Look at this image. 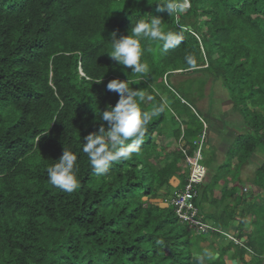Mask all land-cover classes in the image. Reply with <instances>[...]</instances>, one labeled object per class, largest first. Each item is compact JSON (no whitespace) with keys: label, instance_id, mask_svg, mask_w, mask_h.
I'll return each mask as SVG.
<instances>
[{"label":"trees","instance_id":"1","mask_svg":"<svg viewBox=\"0 0 264 264\" xmlns=\"http://www.w3.org/2000/svg\"><path fill=\"white\" fill-rule=\"evenodd\" d=\"M204 125L225 158L193 204L240 242L204 264H264V0H0V264H192L156 201Z\"/></svg>","mask_w":264,"mask_h":264},{"label":"rangeland","instance_id":"2","mask_svg":"<svg viewBox=\"0 0 264 264\" xmlns=\"http://www.w3.org/2000/svg\"><path fill=\"white\" fill-rule=\"evenodd\" d=\"M225 110H226L225 111L226 113H223L221 115V112L217 113L218 110L215 109L213 111V115H215V119L216 120L219 119V121H216L217 122L216 124H218V125L220 124L221 125L219 127V130H221L222 132H224V134L233 135L235 133H234V130L230 127V125L237 126L236 125L237 122L235 124L234 123L233 124H230V120H232V122H233V120L236 118L235 117L236 115L233 114L230 111L231 110L230 107L229 108L226 107ZM221 119L223 121H220ZM216 124H215V126H216ZM213 130H211V131H209L207 133V135H208L207 141L209 142V144H207L208 147L206 146L205 150L203 151V158H204L203 164L206 167V173H207V169L209 171V177L211 175H213V173L215 172L214 171L215 165L221 164L220 160H222V159L225 158V155L222 158V156H223V154L225 152V149H224V147H225V143L224 142L225 141L223 140V137L220 138L218 135H215L214 132H213ZM228 131H230V132L228 133ZM223 136H226V135H223ZM154 138L156 139V141H158V144L164 143V144L167 145L166 146L167 149L170 148L169 143L166 142V141H163L162 137H154ZM227 139H228V137L226 136L225 140H227ZM212 146H214L215 148H213ZM215 154H216V156H215ZM232 163H233V165H235V160H232ZM181 167L184 168L183 165ZM253 170H254V167L252 165L244 166L242 168V171H241V174H240V178L242 180H244L246 177L251 176L252 173H253ZM214 195L215 196H218L219 195V188L216 189V190H214ZM203 203H205V202H203ZM202 207L203 208L200 209L201 210L200 212L201 213H204V218H207V215H208L209 211L210 212L212 211L210 209L209 203H208L207 206H206V204H203ZM236 220H239V219H236ZM210 221L212 222V220H210ZM211 222H209V223H211ZM235 225H236V223L233 225L234 228H235ZM199 238H203V239L206 238V240L208 242L201 241L199 243V245H201L202 248L199 249V250H197L198 249V247H197V249H195V252H194L193 258H192V264H204V260L202 259V256H201V255H204V253L206 254V257H210V258H211V256H214V254H215V249H214V245L215 244L213 243L214 236H212V233L199 235ZM221 239L222 238H220L218 241L217 240L216 241L217 242H222Z\"/></svg>","mask_w":264,"mask_h":264},{"label":"built area","instance_id":"3","mask_svg":"<svg viewBox=\"0 0 264 264\" xmlns=\"http://www.w3.org/2000/svg\"><path fill=\"white\" fill-rule=\"evenodd\" d=\"M205 139V133H201L199 139L194 142L197 145V150L193 155H188L187 146H184L180 139V150L185 156V162L189 169V177L183 190L179 191L172 201L174 212L181 222H185L192 227H196L201 231H205L209 226L199 219L196 208L193 204V199L196 196L195 186L199 185L206 174V168L201 163V149ZM224 236L235 241L229 234L223 233Z\"/></svg>","mask_w":264,"mask_h":264},{"label":"clouds","instance_id":"4","mask_svg":"<svg viewBox=\"0 0 264 264\" xmlns=\"http://www.w3.org/2000/svg\"><path fill=\"white\" fill-rule=\"evenodd\" d=\"M201 121H202V119H201ZM205 133V139H204V141H203V144H202V149H201V155H202V161H201V163L203 162V151L205 150V146H203L204 145V142H205V140L208 138V135L206 134V126L204 125L203 126V130H202V132L201 133ZM206 135H207V137H206ZM199 139V138H198ZM182 140V139H181ZM197 141V140H196ZM195 142V141H194ZM194 142H193V144H194ZM196 145V144H195ZM180 148V147H179ZM188 149H189V146H187V153H188ZM197 150V145L195 146V150H194V152ZM194 152L192 153V154H188V155H193L194 154ZM182 153V152H181ZM183 154V153H182ZM184 156V155H183ZM184 163H183V166H184V168L185 167H187L188 168V166H187V164H186V162H185V156H184V161H183ZM235 163H236V160H235ZM203 164V163H202ZM249 164H246V165H244V166H248ZM251 165V164H250ZM204 166V165H203ZM243 166V167H244ZM205 167V166H204ZM206 168V167H205ZM232 168H234V165H233V163H232ZM189 170V169H188ZM242 171V170H241ZM254 171V170H253ZM253 174V173H252ZM249 177V176H248ZM204 178H205V176H204ZM204 178H203V180H204ZM247 178V177H246ZM245 178V179H246ZM188 179V178H187ZM244 179V180H245ZM186 182H187V180H186ZM203 182V181H202ZM202 182L199 184V185H201L202 184ZM199 185H197V186H199ZM179 191H181V190H177L176 191V194L174 195V197L170 200V203H163L161 200H157L156 201V203H158L161 207H168V205L169 206H172V208H173V211H174V207H173V205H172V201H173V199L176 197V195H177V193L179 192ZM194 200L195 199H193V203H194ZM196 208V207H195ZM196 212H197V216L199 217V219L201 220V222H203V223H205V224H207L208 226H209V228L208 229H206L205 231H201L200 229H198V228H196V227H192V226H190V225H188L187 223H185V222H181L178 218V221L180 222V223H183V224H186L189 228H191V229H193V230H195V231H197V232H200V234H207V233H209V232H213V233H220V236H222V237H224L225 239L226 238H228V237H226V236H224L223 235V233H226V234H229L230 236H232L234 239H235V241H234V243H240L236 238H235V236L234 235H232V234H230L229 232H226V231H224V230H220V231H217V229L218 228H216L215 226H213V224H211V223H209V221L208 220H206L205 218H204V216L203 215H200V213L198 212V210H197V208H196ZM174 214H175V212H174ZM175 216H176V214H175ZM177 217V216H176ZM232 240V239H231Z\"/></svg>","mask_w":264,"mask_h":264}]
</instances>
